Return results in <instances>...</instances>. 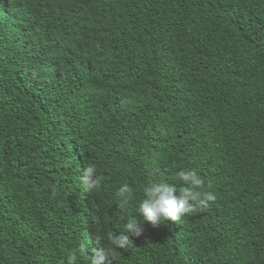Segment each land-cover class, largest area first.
<instances>
[{
	"label": "trees",
	"instance_id": "16d2710c",
	"mask_svg": "<svg viewBox=\"0 0 264 264\" xmlns=\"http://www.w3.org/2000/svg\"><path fill=\"white\" fill-rule=\"evenodd\" d=\"M181 170L217 199L106 264H264V0H0V264L109 249Z\"/></svg>",
	"mask_w": 264,
	"mask_h": 264
},
{
	"label": "clouds",
	"instance_id": "9594fccd",
	"mask_svg": "<svg viewBox=\"0 0 264 264\" xmlns=\"http://www.w3.org/2000/svg\"><path fill=\"white\" fill-rule=\"evenodd\" d=\"M176 179L180 186L164 181L149 179L142 188L141 199L130 214L124 217L119 235L111 231L105 232V238L110 244L109 249L103 247L93 249L87 239L81 240L78 246L68 254L66 264H79L81 259L88 264H106V258L113 249L126 250L134 239L144 233L143 224L156 228L164 223L173 224L181 221L186 214L199 208H207L217 196L214 192L205 190L204 179L195 170H181ZM105 177L98 172L97 166L89 163L82 171L80 184L85 192H94L102 188ZM118 207L125 210L134 198V189L123 183L117 190ZM140 217L142 219H138Z\"/></svg>",
	"mask_w": 264,
	"mask_h": 264
},
{
	"label": "bare ground",
	"instance_id": "6f19581e",
	"mask_svg": "<svg viewBox=\"0 0 264 264\" xmlns=\"http://www.w3.org/2000/svg\"><path fill=\"white\" fill-rule=\"evenodd\" d=\"M78 117V116H77ZM129 254V253H128ZM134 264V263H133Z\"/></svg>",
	"mask_w": 264,
	"mask_h": 264
}]
</instances>
